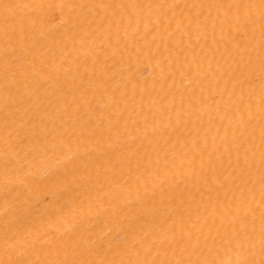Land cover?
<instances>
[{
  "label": "bare ground",
  "instance_id": "6f19581e",
  "mask_svg": "<svg viewBox=\"0 0 264 264\" xmlns=\"http://www.w3.org/2000/svg\"><path fill=\"white\" fill-rule=\"evenodd\" d=\"M0 264H264V0H0Z\"/></svg>",
  "mask_w": 264,
  "mask_h": 264
},
{
  "label": "snow or ice",
  "instance_id": "6c2138e0",
  "mask_svg": "<svg viewBox=\"0 0 264 264\" xmlns=\"http://www.w3.org/2000/svg\"><path fill=\"white\" fill-rule=\"evenodd\" d=\"M30 198L28 199V200H26V201H22L21 202V211H23L24 210V208L25 207H27L28 206V204H30ZM129 229H131V230H134L135 229V225L134 224H130L129 226Z\"/></svg>",
  "mask_w": 264,
  "mask_h": 264
}]
</instances>
